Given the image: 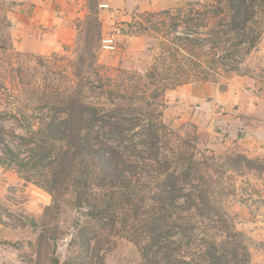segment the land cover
I'll return each mask as SVG.
<instances>
[{"label":"rangeland","instance_id":"obj_1","mask_svg":"<svg viewBox=\"0 0 264 264\" xmlns=\"http://www.w3.org/2000/svg\"><path fill=\"white\" fill-rule=\"evenodd\" d=\"M233 1L0 0V264H264V0ZM82 106L130 128L110 184L55 140Z\"/></svg>","mask_w":264,"mask_h":264},{"label":"trees","instance_id":"obj_2","mask_svg":"<svg viewBox=\"0 0 264 264\" xmlns=\"http://www.w3.org/2000/svg\"><path fill=\"white\" fill-rule=\"evenodd\" d=\"M236 1L237 0L232 3H235ZM242 4L240 7L234 6L232 22L236 25V28L238 25L242 26L246 20H249L247 12H245L246 15H241L244 13L242 11ZM253 39L254 38L252 37H248L245 40L248 45L252 46V42L255 41ZM240 42H242V39L238 41V43ZM74 108L75 107H72L70 111H66L63 115L64 117L58 122L61 126L59 125L57 128L58 130L56 131H59L61 134H59V137L56 136L55 140L59 142H67L72 146V159L80 158L81 161L85 163L84 167L87 177L95 174L94 178H97V180L106 178L107 182L110 184V181L116 177V172L118 170L115 164V161L118 158L117 144L120 143L121 139L128 138L130 128L120 129L117 126V114H112V112H104L101 114L91 106H82L86 111L75 112ZM112 117L117 118L110 121V118ZM76 122L81 125L77 127V131H74L73 125ZM150 125L151 123H149L148 126ZM81 136L83 139H79ZM41 155L46 156L43 153ZM64 156L65 153H59V155H56V160L63 159ZM43 158L44 157H40V159ZM74 166L75 165L73 164L72 168ZM53 182H55L54 177ZM111 188L113 187L111 186ZM172 204L174 203L172 202ZM97 213L99 216H102L101 212L97 211ZM182 227L185 229L184 226ZM159 244L160 243L157 245V250L160 248ZM216 254L217 253L212 252L211 248H208L206 249V252L201 255L204 262L207 261L206 264H222L223 257L221 255L217 256Z\"/></svg>","mask_w":264,"mask_h":264},{"label":"crops","instance_id":"obj_3","mask_svg":"<svg viewBox=\"0 0 264 264\" xmlns=\"http://www.w3.org/2000/svg\"><path fill=\"white\" fill-rule=\"evenodd\" d=\"M17 5L21 6V9L25 13L27 8L29 11L37 9L39 5H43L50 10L57 11L59 13L66 12L70 5L74 4L78 0H16ZM101 2L107 3L108 6L116 10L119 14L118 18L122 19V22L130 21L131 13L136 10H154L163 0H100ZM13 2V1H12ZM15 3V2H14ZM22 3V4H21ZM159 3V4H158ZM31 4V5H30ZM39 4V5H38ZM125 26V25H124ZM124 30V29H123ZM263 120V118L261 119ZM256 123L255 133H249L251 137H257L260 139V143H264V122Z\"/></svg>","mask_w":264,"mask_h":264},{"label":"built area","instance_id":"obj_4","mask_svg":"<svg viewBox=\"0 0 264 264\" xmlns=\"http://www.w3.org/2000/svg\"><path fill=\"white\" fill-rule=\"evenodd\" d=\"M101 43H102L103 46H108L109 44L112 43V41H111V39H103V40L101 41ZM0 259H1V258H0ZM2 260H4V259H2ZM3 262H4V261H3Z\"/></svg>","mask_w":264,"mask_h":264}]
</instances>
